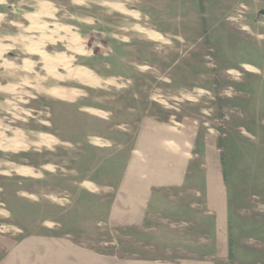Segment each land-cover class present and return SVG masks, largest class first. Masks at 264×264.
Masks as SVG:
<instances>
[{
    "label": "rangeland",
    "instance_id": "obj_1",
    "mask_svg": "<svg viewBox=\"0 0 264 264\" xmlns=\"http://www.w3.org/2000/svg\"><path fill=\"white\" fill-rule=\"evenodd\" d=\"M262 12L264 0H0V264L49 235L53 206L72 202L64 183L109 177L141 118L194 121L222 143L227 88L241 97L227 69L259 66L247 25ZM253 201L238 264L261 261Z\"/></svg>",
    "mask_w": 264,
    "mask_h": 264
},
{
    "label": "crops",
    "instance_id": "obj_2",
    "mask_svg": "<svg viewBox=\"0 0 264 264\" xmlns=\"http://www.w3.org/2000/svg\"><path fill=\"white\" fill-rule=\"evenodd\" d=\"M261 15L247 29L264 40ZM257 50L259 66L243 63L251 77L227 69L241 80V97L227 88L222 143L213 132L198 138L194 121L141 118L109 177L64 183L72 202L53 206L49 235L44 227L11 244L1 264H238L252 240L253 199L264 264V48Z\"/></svg>",
    "mask_w": 264,
    "mask_h": 264
}]
</instances>
